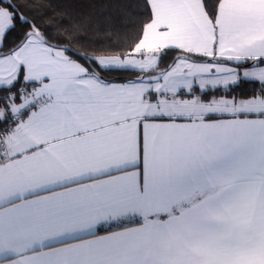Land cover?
Masks as SVG:
<instances>
[{
  "label": "snow or ice",
  "instance_id": "1",
  "mask_svg": "<svg viewBox=\"0 0 264 264\" xmlns=\"http://www.w3.org/2000/svg\"><path fill=\"white\" fill-rule=\"evenodd\" d=\"M0 0V264H264V0Z\"/></svg>",
  "mask_w": 264,
  "mask_h": 264
},
{
  "label": "crops",
  "instance_id": "2",
  "mask_svg": "<svg viewBox=\"0 0 264 264\" xmlns=\"http://www.w3.org/2000/svg\"><path fill=\"white\" fill-rule=\"evenodd\" d=\"M181 15V12L176 8L164 3L163 0L158 6L157 10V21L160 23L165 22L166 20L175 19Z\"/></svg>",
  "mask_w": 264,
  "mask_h": 264
}]
</instances>
